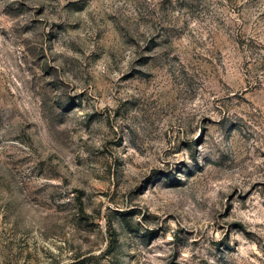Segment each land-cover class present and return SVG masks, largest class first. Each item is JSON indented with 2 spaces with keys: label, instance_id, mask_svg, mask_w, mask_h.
<instances>
[{
  "label": "rangeland",
  "instance_id": "rangeland-1",
  "mask_svg": "<svg viewBox=\"0 0 264 264\" xmlns=\"http://www.w3.org/2000/svg\"><path fill=\"white\" fill-rule=\"evenodd\" d=\"M0 264H264V0H0Z\"/></svg>",
  "mask_w": 264,
  "mask_h": 264
},
{
  "label": "trees",
  "instance_id": "trees-1",
  "mask_svg": "<svg viewBox=\"0 0 264 264\" xmlns=\"http://www.w3.org/2000/svg\"><path fill=\"white\" fill-rule=\"evenodd\" d=\"M110 239H112V243H113L114 242L113 236L112 237L110 236ZM110 246H112V244Z\"/></svg>",
  "mask_w": 264,
  "mask_h": 264
}]
</instances>
